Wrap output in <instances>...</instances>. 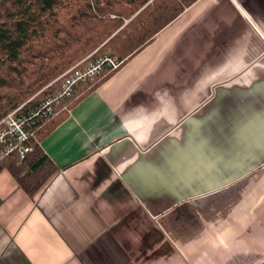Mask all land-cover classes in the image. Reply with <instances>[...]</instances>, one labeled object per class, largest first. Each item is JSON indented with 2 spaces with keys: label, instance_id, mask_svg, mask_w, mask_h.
<instances>
[{
  "label": "crops",
  "instance_id": "crops-1",
  "mask_svg": "<svg viewBox=\"0 0 264 264\" xmlns=\"http://www.w3.org/2000/svg\"><path fill=\"white\" fill-rule=\"evenodd\" d=\"M0 172V264H264V0H196Z\"/></svg>",
  "mask_w": 264,
  "mask_h": 264
},
{
  "label": "trees",
  "instance_id": "trees-1",
  "mask_svg": "<svg viewBox=\"0 0 264 264\" xmlns=\"http://www.w3.org/2000/svg\"><path fill=\"white\" fill-rule=\"evenodd\" d=\"M196 0H0V121L21 108L34 131L24 160L0 159L28 196L39 192L55 172L43 141L75 107L115 72L81 83L55 116L43 117L46 98L60 78L81 61L109 56L121 66Z\"/></svg>",
  "mask_w": 264,
  "mask_h": 264
},
{
  "label": "built area",
  "instance_id": "built-area-1",
  "mask_svg": "<svg viewBox=\"0 0 264 264\" xmlns=\"http://www.w3.org/2000/svg\"><path fill=\"white\" fill-rule=\"evenodd\" d=\"M83 62L61 76L62 85L49 95L43 104V117L55 116L61 102L71 98L81 83L92 80L105 71L115 72L121 67V62L109 56L82 64ZM20 111L21 108H18L0 121V159L14 154L19 160H24L31 152V147L27 143L33 138L34 131L26 126Z\"/></svg>",
  "mask_w": 264,
  "mask_h": 264
},
{
  "label": "bare ground",
  "instance_id": "bare-ground-1",
  "mask_svg": "<svg viewBox=\"0 0 264 264\" xmlns=\"http://www.w3.org/2000/svg\"><path fill=\"white\" fill-rule=\"evenodd\" d=\"M83 61H84V62H83ZM83 61H81V62H83L82 64H84V63H88V62H85V60H83ZM81 62H80V63H81ZM89 62H90V61H89ZM77 65H78V64H77ZM77 65H76V66H77ZM74 67H75V66H74ZM74 67H73V68H74ZM71 69H72V68H71ZM71 69H70V70H71ZM68 71H69V70H68ZM68 71H67V72H68ZM64 74H65V73H64ZM64 74H63V75H64ZM60 78H61V77H60ZM61 85H62V83H61ZM77 88H78V87H77ZM50 95H51V94H50Z\"/></svg>",
  "mask_w": 264,
  "mask_h": 264
},
{
  "label": "rangeland",
  "instance_id": "rangeland-1",
  "mask_svg": "<svg viewBox=\"0 0 264 264\" xmlns=\"http://www.w3.org/2000/svg\"><path fill=\"white\" fill-rule=\"evenodd\" d=\"M106 56V55H105ZM100 57H104V56H99V57H96L95 59H97V58H100ZM94 79V78H93ZM89 81H91V80H89ZM88 82V81H87ZM77 91V90H76Z\"/></svg>",
  "mask_w": 264,
  "mask_h": 264
}]
</instances>
